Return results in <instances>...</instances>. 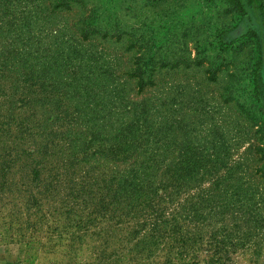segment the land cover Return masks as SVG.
<instances>
[{"label": "rangeland", "instance_id": "rangeland-1", "mask_svg": "<svg viewBox=\"0 0 264 264\" xmlns=\"http://www.w3.org/2000/svg\"><path fill=\"white\" fill-rule=\"evenodd\" d=\"M263 54L264 0H0V264H264Z\"/></svg>", "mask_w": 264, "mask_h": 264}, {"label": "trees", "instance_id": "trees-1", "mask_svg": "<svg viewBox=\"0 0 264 264\" xmlns=\"http://www.w3.org/2000/svg\"><path fill=\"white\" fill-rule=\"evenodd\" d=\"M240 1H245L248 4V6L254 7V8H256L257 4H258V0H240ZM263 56H264V54H263ZM144 244H145L144 241L137 242V244H135L134 247L139 248V245H144ZM170 263L171 264H177V261L170 262Z\"/></svg>", "mask_w": 264, "mask_h": 264}]
</instances>
